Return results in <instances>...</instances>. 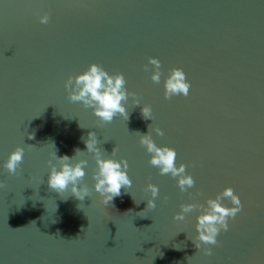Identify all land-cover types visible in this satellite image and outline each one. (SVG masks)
<instances>
[{"label": "water", "instance_id": "95a60500", "mask_svg": "<svg viewBox=\"0 0 264 264\" xmlns=\"http://www.w3.org/2000/svg\"><path fill=\"white\" fill-rule=\"evenodd\" d=\"M149 56L161 61L160 84L143 69ZM92 62L122 73L154 120L131 98L127 121L103 125L71 102L64 80ZM172 67L185 72L187 97L164 98ZM151 123L164 131L152 132L154 142L175 149L193 188L181 192L148 163L135 132ZM89 131L105 155L116 147L114 158L129 165L132 186L109 208L94 190L79 201L47 185L54 147L57 156L87 151ZM17 145L24 159L10 175L3 164ZM83 157L91 189L94 161ZM0 181V264H264V0H0ZM149 182L159 188L155 209L146 208ZM225 186L243 208L207 256L191 240L198 211L182 222L173 214Z\"/></svg>", "mask_w": 264, "mask_h": 264}, {"label": "clouds", "instance_id": "9594fccd", "mask_svg": "<svg viewBox=\"0 0 264 264\" xmlns=\"http://www.w3.org/2000/svg\"><path fill=\"white\" fill-rule=\"evenodd\" d=\"M38 19L41 24H47L50 17L47 12H44L39 15ZM143 69L149 72V78L154 84L161 83L162 64L158 58L149 56L148 63L143 65ZM64 88L71 102H80L84 108H91L100 125L111 123L117 117L127 121L129 111L125 105L129 102V98L133 106H140L143 119L154 120L151 106L141 105L138 94L126 88L124 75L120 72L109 73L98 63H89L85 70L75 75L69 74L64 80ZM190 88L191 84L181 68L168 69L167 75L163 78V96L166 100L174 96L187 97ZM152 132L158 136L164 135V131L153 123L148 125L147 133L135 132L139 143L150 154L148 163L157 168L160 175H170L175 178L181 192L193 188L195 180L191 174L186 172V165L183 162L177 164L175 149L166 145L158 146L152 138ZM28 138L34 139V134H29ZM82 140L87 151L76 148L72 157L57 156V149L54 147L55 150L51 153L52 159L46 161L49 169L48 188L58 194L69 191L79 201H83L85 197H91L94 190L100 203L105 208H109L114 198L121 195L122 189L125 191L132 186V180L127 172L128 162L123 156L119 159L114 158L117 154L116 147H113L110 155H105V152L97 146L98 141L94 132L89 131L87 137H82ZM27 146L33 147L34 145L28 144ZM24 151L23 147L17 145L8 153L3 167L10 175L18 174L23 163ZM84 153H90L94 161V169L91 172L93 180L91 189L84 182L85 169L89 164V161L83 157ZM3 186L4 182L0 181V187ZM145 191L150 193V198L146 200V208L155 209V198L159 195L158 186L149 182L145 186ZM77 207L80 208V204ZM179 207L180 211L173 214V220L178 222L184 221L186 214L198 211L195 217L196 235L191 240L199 251L211 256L213 251L209 245L219 244L217 236L221 231L229 229L228 221L234 219L242 211L243 205L232 187L225 186L214 197H206L203 204L199 202L182 203ZM176 247L179 248L180 245Z\"/></svg>", "mask_w": 264, "mask_h": 264}]
</instances>
